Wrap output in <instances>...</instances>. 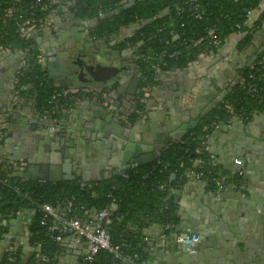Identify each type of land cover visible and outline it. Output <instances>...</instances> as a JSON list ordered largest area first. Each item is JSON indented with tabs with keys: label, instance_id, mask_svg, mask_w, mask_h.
I'll return each mask as SVG.
<instances>
[{
	"label": "trees",
	"instance_id": "obj_1",
	"mask_svg": "<svg viewBox=\"0 0 264 264\" xmlns=\"http://www.w3.org/2000/svg\"><path fill=\"white\" fill-rule=\"evenodd\" d=\"M12 1L0 0V16L4 9L12 6ZM33 1L20 0L18 8L28 10ZM121 1L70 0L72 6L68 9L79 21H91L98 19L100 15L106 16L93 28V35L100 38L112 37V39L118 36L125 37L118 40L115 47L123 49L129 46L137 54V65L143 72L141 87L146 84L154 85L155 64L161 65V72L184 70L196 62L200 55L213 50L208 46L206 28L214 27L217 36L223 39L237 33L235 25L243 22L246 11L259 10L254 26L250 29L245 27L241 29L248 31L238 42L237 49L241 51L250 44L264 23V0H197L196 3L201 5L203 17L201 20H195L190 14L179 12V8H182L184 3H187L184 6L185 10L193 6L191 0H134L127 8L124 7L131 2L122 5ZM59 2L61 7H66L69 1L59 0ZM33 13L36 18L45 16L39 8L33 9ZM58 14L61 15L63 12L59 10ZM181 23H186L187 26L180 28ZM170 29H177L183 33L182 38L186 43L182 40L169 43ZM198 38H203L198 45L189 42ZM35 40L36 38L28 41L19 39L10 20L5 23L0 20V45L13 48L30 47L27 65L17 77L16 90L20 96L34 102L39 117L47 111L50 114L55 112L51 119H56L62 109L74 104V100L69 98L52 102L51 97L58 90L46 80L44 71L38 63L40 53ZM219 48L214 49L213 53ZM261 59H264V53L258 56L252 68L248 69L242 78L245 81L252 74L260 79L257 82V94L249 95L241 90L240 82L195 129L184 136L180 143L165 151L151 165L129 170L100 182L71 181L53 184L15 178L14 172L7 170L1 164L0 241L8 234L11 220H17L26 210L33 211L27 231L33 251L27 258L20 249L6 252L1 257L0 264H57L56 257L62 252V240L56 241L53 233L47 232V228L56 223L55 220L49 218L46 226L40 225L42 214L39 209L43 204L50 205L67 220L72 218L82 220V212L87 211L84 218L87 220L92 219L103 209L109 208L113 200L116 203V210L111 213L112 223L108 227V233L111 244L120 248V257L101 251L90 264H142L146 259V255L138 247L143 238L142 229L151 224L160 226L169 224L174 227L177 222L176 207L169 195L173 190L180 188L185 181L184 172L192 167L196 159L206 162L202 169L206 178L208 173L211 176H216L218 173L230 179V175L221 171L217 164L214 167L208 165L209 155L212 154L209 149L200 155L194 153L198 146L197 138L202 137L208 145V137L212 131L204 130L205 127L212 123L221 124L233 117L250 120L257 110L264 111V63L257 64ZM141 99L142 94L139 92L134 109L128 115L126 123L135 124L147 112L146 107L150 98L144 99V102ZM226 106L232 107L233 115L228 113ZM234 178L240 179L237 174ZM81 184L85 185L84 189L81 188ZM160 185L164 186V191L158 190ZM68 202L71 203L69 212L65 210ZM125 236L126 245L123 243ZM66 237L67 235H63L62 239ZM38 247L40 252H37ZM79 264L87 263L82 261Z\"/></svg>",
	"mask_w": 264,
	"mask_h": 264
},
{
	"label": "water",
	"instance_id": "obj_2",
	"mask_svg": "<svg viewBox=\"0 0 264 264\" xmlns=\"http://www.w3.org/2000/svg\"><path fill=\"white\" fill-rule=\"evenodd\" d=\"M66 1L69 2H67L65 9L62 11L64 14L61 20L62 22L66 18L69 20L68 16L65 17V14H67L68 8L71 7V3L70 0ZM131 5L132 3L124 8ZM105 18L106 16L100 15L98 19L91 21L67 20V22H70L67 31H70V27L72 26V31L69 34L62 35L58 29L38 35L35 42L39 46V53L42 60L41 66L46 68L48 78H55L56 83L59 85L55 86V88L74 89V85H79L81 89L94 90L100 94L101 101H105V99L113 100L115 98L113 101L117 100L123 109L130 110V102H135L136 100L137 89L141 81V76L143 77V72L137 65L138 57L132 54V52H130L133 56L131 63H126L124 57L120 62L118 59L119 53L121 56H124V52H116L115 43L108 45L106 42L95 41L89 36V29L93 30L98 22ZM74 25L80 26V29H84L86 36L83 33L84 31H79L80 29H76L74 34ZM79 32L81 33L79 34ZM256 41L253 39L250 45L244 49L242 55L238 57V59H241L245 56L241 60V63L237 61L238 71L233 72L231 77L226 78L229 82L227 88L221 91L220 94H217L205 110L202 111V108L200 109L197 105L190 109H184L181 107L180 100L176 103L179 106L174 112V120L176 122L170 125L171 127L166 126L159 131L155 130L153 126H149L147 113L142 115L135 124L130 125L121 118H118L119 113L125 118L129 114L123 111H117L114 103H96L92 98L80 99L75 107L61 111L62 115H71L73 119L80 117L86 119L85 124L78 121V124L70 125L74 129L84 130L80 136L85 141L79 150H75L74 148L70 150L72 143H74L72 136L77 137V132L75 134L73 130L68 131L64 126L61 127L58 124L49 126L50 128L45 127L49 123L43 121L39 116H35L36 121L34 120V125L26 129L28 132L34 131L37 135L42 136L44 145L41 149L38 148L37 154L39 155H33L32 159L34 160H28L27 158L23 160L26 163V168L23 172L14 174L13 177L30 182H49L53 184L76 180L78 182L90 183L104 181L124 174L129 170L153 164L165 151L172 148L175 144L180 143L184 136L195 129L200 121L241 82L243 75L248 71L258 56L264 53V47L257 49ZM24 59L20 54H0V80L4 78V75L5 77H9L11 90H14L16 72L10 70L8 74L5 70H2V67L5 68L7 67V63L13 64L15 62L20 66ZM21 70L22 67L18 69V71ZM128 71L131 72L128 73ZM106 91V96H103ZM17 99V96H15L12 100ZM1 101H4V99H0ZM17 110L16 105L12 104L10 111L15 118L17 117L15 111ZM256 114H258V117L254 121H259L258 118L264 116V111L260 110L254 113L252 117ZM16 120L21 122L20 118ZM6 136H10V134ZM47 140L51 143L48 144L49 147L46 144ZM51 145H53V148ZM240 148L243 153L242 155H235L233 162L237 157L242 159H240L242 162L241 166L235 167L237 171L242 173L240 177L242 185L234 187V190L239 192V197H243L244 195V197L250 200V202L246 201V199L243 201H246V203L249 202L248 204L254 208L253 211L256 213L261 209V206H255L252 202L257 199V194L254 190L250 189V182L253 177H259L258 174L254 175L248 172V165L251 162V158L248 155L247 144H241ZM18 151L19 148L17 147L15 149L16 153L14 154L20 156L21 154H18ZM209 152L215 155L212 147L209 149ZM106 153L107 157H104ZM79 158L81 161L88 159L89 161L97 163L107 159L108 162H104L106 167L95 166L89 168L88 171L82 166H79V171L72 175V163L76 162L77 164ZM225 192L226 190L224 189L216 190L209 197H212L215 202H222L225 199ZM31 212L33 213V211ZM179 214L180 209L178 211V220H181L182 217H179ZM213 220H216V218H213ZM239 229L240 227L238 225L231 229L237 239H240ZM227 231L229 232L230 230L228 229ZM161 232L159 236L161 241H157L158 244L156 245L154 243L150 245L146 244V249L143 250V253L149 255V259L153 260L152 264H203L200 254L204 244L208 243V237L205 234L206 230L203 226L192 225L180 227V229L174 230V233L173 231L167 233L166 230H161ZM56 236L57 231L55 230L53 237ZM191 236L199 238V242L195 246L177 242L178 237L190 238ZM75 240L74 236H70L61 244L64 249L71 247L78 248L83 242ZM261 241L263 245L264 235L261 236ZM123 243L125 245L127 244L126 236L124 237ZM235 246L234 251L236 252L231 257L232 264H264V250L261 253H255L256 258H253L249 253L243 251L245 250L243 247L239 248L238 243ZM243 246L246 247V244H243ZM138 247L140 248L141 244ZM86 249L87 251L89 250L87 244ZM37 252H40V247L37 248ZM257 256H259V259H257ZM78 263L79 261L75 262V264ZM142 264L148 263L143 262Z\"/></svg>",
	"mask_w": 264,
	"mask_h": 264
},
{
	"label": "crops",
	"instance_id": "obj_3",
	"mask_svg": "<svg viewBox=\"0 0 264 264\" xmlns=\"http://www.w3.org/2000/svg\"><path fill=\"white\" fill-rule=\"evenodd\" d=\"M259 13V10H254L251 14V25L252 23L255 24ZM62 18L63 17L58 20L56 19V26L57 24H61ZM67 28L69 29V26ZM70 31H72L71 27ZM241 37L242 36L240 35L230 36V38H228V40H226L212 56H200L196 62L190 64L184 70L162 72L161 75L157 77L155 87L149 96L150 100L146 107L149 126H153L155 130L159 131L161 128L175 124L176 120H174V112L179 107L176 104L179 100L181 102V107L184 109H190L197 105L200 109L202 108V111L205 110L208 105L212 103L215 96L227 88L229 82L226 78L229 76L231 77L233 72L238 71L237 61L241 63V60L245 58V56H243V58L238 59L244 51V49L241 51L237 49ZM253 39L257 40V49L264 47V23ZM116 52H124V56H121L119 53L118 59L120 62L123 57L126 63H131L133 61V56L130 53L131 51L126 49L122 51L118 50ZM16 63L17 62L13 64L7 63L6 66L8 68L2 67V70H5L8 74L10 70H13L16 72L15 76L17 77L20 72L18 71L19 64ZM42 69L47 76L46 68L42 67ZM47 80L56 90L70 89L55 88V86H59L56 83L55 78H48L47 76ZM9 82L10 78L5 77V75L4 78L0 80V99H4V101L0 102V107L8 109L10 112L9 124L5 130V136L0 142V165L3 164L2 166L10 161L16 163L24 162L23 160L25 158L28 160H34L32 159L33 155L37 154L38 148L41 149L44 145L42 136L37 135L34 131L28 132L26 129L33 126L34 120L36 121L35 116H39L35 111L34 102L20 96L15 88V81L14 90H11ZM74 89L80 90L81 88L79 85H74ZM81 91H88L89 94L94 92V94L100 96L94 90L83 89ZM214 93L216 94L213 96ZM106 94L107 91L103 96H106ZM15 96H17L18 99L12 100ZM100 98L101 96L96 97V100H92L96 103L103 102V104L104 102L114 103L119 112L123 111L124 113L130 114L135 106V102H130L131 109L125 110L117 100L113 101L115 98L113 100L105 99V101H101ZM12 104H15L16 108H18V110L15 111L17 115L16 118L15 116H12L10 111ZM76 104L77 103H74L70 108L66 109H71L75 107ZM61 111L55 119V124H58L61 127L64 126L68 131L73 130L75 134L76 132L78 133L77 137L71 135L74 143H72V148H70V150H73V148L79 150L80 147H82V143L85 142L84 138L80 136L84 130L74 129L70 125L78 124V121L85 124L86 119L83 117L73 119L71 115H62ZM258 111L260 110H257L255 113ZM118 116H121L120 113ZM256 117H258V114L250 120L233 117L228 121L221 123L219 128L213 130L208 137L207 146L208 149L212 147V150L215 153V155H213L216 158L217 166L220 167L221 171L230 175L229 180L224 177V190H226V192L224 193L225 199H223L222 202H215L212 197H209L211 193L216 191L213 186L210 184L208 185V183L203 180L200 181L193 178L185 179L180 185V188L173 190L169 195L176 207L175 217L177 222L173 227L174 230L192 225H201L206 230L205 234H207L206 237H208V243L204 244L200 254L202 259L201 262L203 264H232L231 257L232 254L236 252L234 251V247H236L235 244L237 243L239 248L243 247L245 249L243 251L249 253L253 258H256L255 253H261V251L264 250V244L262 245L261 241V236L264 235V116L259 117V121H254ZM17 118H20L21 122H18L16 120ZM37 120L39 121L38 118ZM47 122L49 125H46L45 127L50 128L49 126L55 125L51 123V121ZM8 134H10V136L7 137L6 135ZM46 144L48 145L51 143L47 140ZM241 144H247L248 155L251 158V162H249L248 165V172L253 173L254 175L258 174L259 177H253L250 182V189L254 190L257 194V199L251 201L255 206H261V209L256 213L253 211L254 208L248 204L250 200L244 197V195L243 197H239V192L234 190V187L242 185L241 178H234L239 171H237V168H235L236 165L233 163L234 156L237 154L242 155L243 153L240 150ZM51 146L53 148V145ZM17 147L19 148L18 154H21L20 156L14 154L16 153L15 149ZM47 147H49V145ZM105 156L107 157V153L104 154V157ZM236 159L241 158L237 157ZM104 160L108 162L107 159ZM105 161L97 163L89 161L88 159L81 161L79 158L77 164L76 162L72 163L71 174L74 175L79 171V166H82L87 171L89 168L95 166L104 167ZM244 199L249 202H244ZM179 209V217H182L181 220H178ZM32 216L33 213L26 210L20 214V217L17 220H11L9 222L8 234L4 240L0 241V259L5 253V250L11 244H13L16 249H20L25 258L32 253L33 246L29 242V235L27 232L29 220ZM213 218H216V220H213ZM237 225L240 227L238 230L240 239H237L234 232L231 231V229L237 227ZM173 229L171 232L173 231L174 233ZM228 229L230 230L229 232L227 231ZM161 230H165L164 226L162 227L156 224H151L142 229L141 234L143 238L140 243L142 251L146 249V244L150 245L154 243L156 245L158 244L157 241H161L159 237L162 233ZM167 233H169L168 230ZM69 237L70 235H67L66 238L62 239V243ZM242 243L246 244V247H244ZM61 249L62 252L56 257L57 264H75L77 261L80 263L87 253L85 242L80 244L78 248L71 247L64 249L62 245ZM257 257V259H259V256ZM146 258L147 259H145L144 262L148 264L153 263V260L149 259V255H146Z\"/></svg>",
	"mask_w": 264,
	"mask_h": 264
},
{
	"label": "built area",
	"instance_id": "obj_4",
	"mask_svg": "<svg viewBox=\"0 0 264 264\" xmlns=\"http://www.w3.org/2000/svg\"><path fill=\"white\" fill-rule=\"evenodd\" d=\"M197 0H191V3L193 6H189L188 9H184V6L187 3L183 4L182 8H179V12L184 14H190L195 20H201L202 17V10L201 5L196 3ZM131 2L133 3L134 0H122L121 4L125 5L126 3ZM18 4H20V0H13L12 6L4 9L2 12V15L0 16V20L5 23L10 20V22L13 24L15 28V34L18 36L19 39L28 41L30 39L36 38L38 35L44 32L49 31H55L56 30V19L58 20L61 17H64L63 14L59 15L58 11H62V7L60 6L59 0H34L33 4L30 6V9L28 10H20L18 8ZM39 8L43 13H45L44 17L36 18L33 9ZM65 8V7H64ZM254 12V9H250L245 12L244 18L242 19L243 22L236 24L235 29L237 30V33L231 34L223 39L219 38L216 34L214 27H208L205 29V35L208 39V46L211 49H217L219 48L230 36L232 35H240L245 36L248 31H241L243 27L250 29L254 26L250 24L251 20V14ZM67 14H71V12H68ZM63 15V16H62ZM66 15V14H65ZM187 26L186 23H181L180 28H183L184 26ZM169 36V43H176L180 40L184 43H186L185 39L182 38L184 36L183 33H180L177 29H170L168 32ZM121 36H118L117 38H120ZM114 37L113 39H115ZM95 40V37L93 38ZM110 38H105L104 40L107 44H111ZM203 41V38H198L196 40H190L189 42L194 45H198ZM213 50L209 51L207 54H202L200 56H212ZM30 51V47L27 48H16L8 45H0V54H20L22 57H24V61L22 64L26 67L28 62V52ZM38 63L41 64L42 60L40 55L38 56ZM264 63V59H261L257 62V64ZM253 65V64H252ZM252 65L250 68H252ZM249 68V69H250ZM153 70L155 72L156 77L153 80V83L157 81V77L161 75V65L155 64L153 67ZM18 77V76H17ZM17 77L15 76L14 81L15 84L17 83ZM260 79L254 75H249L247 80H241V90L245 91L249 95H255L258 92L257 89V82ZM155 83L153 84H146L143 85L140 89V93L142 94L141 101L144 102L147 98H149L150 94L152 93ZM85 91H81L78 89H66V90H58L52 97L51 100H67L69 98L73 99L74 103H77L81 98L79 95H82ZM86 93V92H85ZM86 98V97H84ZM88 99V98H86ZM92 99L96 100V95L92 97ZM145 99V100H144ZM226 109L230 115H233V109L230 106H226ZM55 114V112H52L51 114L47 111L44 112V114L41 117L43 121H51V123L55 124V118L51 119V116ZM10 118V112L6 108L0 107V142L2 138L5 136V130L8 126V121ZM122 120H125V117L121 118ZM220 124L212 123L209 126L205 127L204 130H217L219 128ZM198 146L195 149L194 153L196 155H200L203 151L208 150V146L206 145V142L203 140L202 137L197 138ZM209 166L214 167L216 165V158L213 154L209 155ZM236 166H241L242 162L240 159H235L233 162ZM206 162H204L201 159H196L193 162V166L186 170L184 172V178L189 179L193 178L195 180H203L207 183L212 185L216 190H222L224 189V177L220 176V174H216V176H211L208 173V178L205 177L202 169L204 168ZM3 167H6L7 170H11L14 172V174L21 173L26 168V163L20 162H7L4 164ZM237 176L241 177L242 173L239 171L237 173ZM207 180V181H206ZM81 188L84 189L85 185L81 184ZM159 191H164V186L160 185L158 186ZM113 203L110 205L109 208L103 209L102 211L96 213L92 219L85 220L84 218L87 215V211L82 212V220L80 219H65L63 216H60L58 212L51 207L50 205L43 204L41 208L39 209L41 211V219H40V225L46 226L47 220L51 218L52 220H55L53 226H49L47 228L48 233H53L55 230L57 231V236L55 237L56 241H61L63 235H70L74 236L77 241L85 242L89 246V250L87 251V254L83 257L82 261L84 263L90 264L94 261L95 256L101 252L105 251L110 254H113L115 257H120L119 250L120 248L118 246H114L110 242V235L108 233V227L111 225V213L116 210V203L113 200ZM71 203L68 202L66 204L65 210L67 212L70 211ZM173 226L167 224L164 226V229L168 232H171ZM177 242L183 243V244H189L190 246H195L199 242V238L196 236L189 237H178ZM16 248L13 244L9 245L8 248L5 250L6 252H13ZM44 260V258H41ZM81 261V262H82Z\"/></svg>",
	"mask_w": 264,
	"mask_h": 264
},
{
	"label": "flooded vegetation",
	"instance_id": "obj_5",
	"mask_svg": "<svg viewBox=\"0 0 264 264\" xmlns=\"http://www.w3.org/2000/svg\"><path fill=\"white\" fill-rule=\"evenodd\" d=\"M72 6V5H71ZM63 8V7H62ZM71 8V7H70ZM64 9V8H63ZM63 9H62V11H63ZM68 12H70L69 11V9H68V11H67V13ZM68 16V18H69V20L66 18V20L64 21V22H62L61 21V24H57V26H56V30H58L59 29V32H61V34L63 35V34H69V31H67V27L69 26V24H70V22H67V20L68 21H71V20H76L75 18H74V16H73V14L71 13V14H66L65 15V17H67ZM74 27V29H75V31L73 30V32H74V34H75V32H76V29H80V26H77V25H74L73 26ZM71 28H72V26H71ZM78 31V30H77ZM79 31H81V32H83L84 34H85V36H86V31L84 30V29H80ZM89 36L90 37H92V38H94L95 37V41H100V42H105V40H104V38H100V37H98L97 35H93V30H90L89 29ZM81 32H79V34L81 33ZM78 33V32H77ZM125 37L124 36H121L120 38H115V39H110V42L111 43H118V40H121V39H124ZM129 50V51H131L132 52V54H134L135 56H137V54L136 53H134V51H133V49H131L129 46H126V48H123V49H118V48H116L115 47V50L116 51H122V50ZM138 57V56H137ZM41 65V64H40ZM20 67H22V70H24L25 69V66L22 64V65H20L19 66V68ZM42 68V67H41ZM21 70V71H22ZM21 71H19V72H21ZM131 72V71H130ZM129 71H128V73H130ZM44 74H45V72H44ZM45 77H46V80H47V76L45 75ZM142 80H143V78H142V76H141V81H140V83H139V86H138V89H137V94H136V99H137V95H138V93H139V91H140V87H141V84H142ZM80 90H83V89H80ZM88 92V91H87ZM87 92L85 93H83L82 95H79V97L81 98V99H86V98H92L93 96H95L96 94H94V92L92 93H90L89 94V92H88V94H87ZM100 95V94H99ZM101 96V95H100ZM99 96V97H100ZM84 97H86V98H84ZM96 97H98V95H96ZM118 118H122V116H119ZM127 118H125V120H124V122H126L127 120H126ZM163 227V226H162Z\"/></svg>",
	"mask_w": 264,
	"mask_h": 264
},
{
	"label": "rangeland",
	"instance_id": "obj_6",
	"mask_svg": "<svg viewBox=\"0 0 264 264\" xmlns=\"http://www.w3.org/2000/svg\"><path fill=\"white\" fill-rule=\"evenodd\" d=\"M19 75V74H18Z\"/></svg>",
	"mask_w": 264,
	"mask_h": 264
}]
</instances>
